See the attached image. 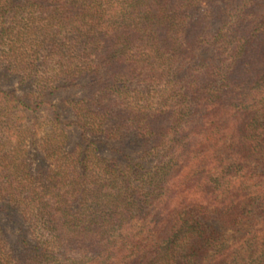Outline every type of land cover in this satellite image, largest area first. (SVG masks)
<instances>
[{
	"label": "trees",
	"instance_id": "1",
	"mask_svg": "<svg viewBox=\"0 0 264 264\" xmlns=\"http://www.w3.org/2000/svg\"><path fill=\"white\" fill-rule=\"evenodd\" d=\"M0 264H264V0H0Z\"/></svg>",
	"mask_w": 264,
	"mask_h": 264
},
{
	"label": "rangeland",
	"instance_id": "2",
	"mask_svg": "<svg viewBox=\"0 0 264 264\" xmlns=\"http://www.w3.org/2000/svg\"><path fill=\"white\" fill-rule=\"evenodd\" d=\"M42 116H43V115H41V114L38 116V119H37L38 122H39V121L42 122V120H43V119H42ZM47 131H48V128H46L45 125L41 124V125L38 127V133H39L40 135H39L37 138H40V137H41V134H44V132H47ZM34 152H35V151L31 148V150L29 151L28 157H31V158H32V155L34 154ZM30 160H31V159L29 158V162H30ZM36 162H37V160H33V163H32V164L30 163V164L32 165V167H33V164H35Z\"/></svg>",
	"mask_w": 264,
	"mask_h": 264
}]
</instances>
